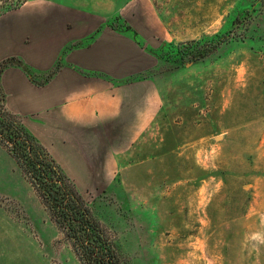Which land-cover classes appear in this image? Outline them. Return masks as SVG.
<instances>
[{
    "label": "rangeland",
    "instance_id": "1",
    "mask_svg": "<svg viewBox=\"0 0 264 264\" xmlns=\"http://www.w3.org/2000/svg\"><path fill=\"white\" fill-rule=\"evenodd\" d=\"M55 1L153 55L157 108L118 174L72 176L125 264H264V0ZM1 169L0 264H81L2 144Z\"/></svg>",
    "mask_w": 264,
    "mask_h": 264
},
{
    "label": "crops",
    "instance_id": "2",
    "mask_svg": "<svg viewBox=\"0 0 264 264\" xmlns=\"http://www.w3.org/2000/svg\"><path fill=\"white\" fill-rule=\"evenodd\" d=\"M4 62L8 110L72 179L110 182L157 108L153 55L80 7L42 0L0 16ZM13 176L0 170L1 192H16Z\"/></svg>",
    "mask_w": 264,
    "mask_h": 264
},
{
    "label": "trees",
    "instance_id": "3",
    "mask_svg": "<svg viewBox=\"0 0 264 264\" xmlns=\"http://www.w3.org/2000/svg\"><path fill=\"white\" fill-rule=\"evenodd\" d=\"M16 4L0 0V16L15 9L12 6ZM0 144L15 157L60 238L72 248L81 264H125L114 236L96 217L74 179L25 128L20 117L1 102Z\"/></svg>",
    "mask_w": 264,
    "mask_h": 264
}]
</instances>
